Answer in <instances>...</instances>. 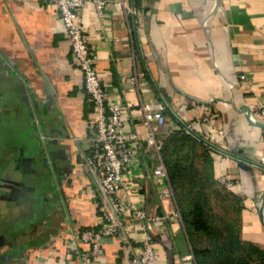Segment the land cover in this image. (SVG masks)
Returning <instances> with one entry per match:
<instances>
[{"label": "crops", "instance_id": "0c3cea01", "mask_svg": "<svg viewBox=\"0 0 264 264\" xmlns=\"http://www.w3.org/2000/svg\"><path fill=\"white\" fill-rule=\"evenodd\" d=\"M83 23L104 83L111 93L125 91L134 129L147 131L142 103L163 105L157 134L167 140L182 123L197 122L189 133L197 145L186 151L233 199L242 240L264 249V128L244 110L264 98V0H141L138 9L134 0H109L104 14L88 3ZM94 117L51 1L0 0V264L130 259L116 240L89 262L81 257L88 246L68 249L74 233L98 227L101 217L78 156ZM160 164L167 170L163 153L144 144L120 196L162 218L159 264H196L168 171L154 174ZM131 239H144L136 223Z\"/></svg>", "mask_w": 264, "mask_h": 264}, {"label": "built area", "instance_id": "2783aa9c", "mask_svg": "<svg viewBox=\"0 0 264 264\" xmlns=\"http://www.w3.org/2000/svg\"><path fill=\"white\" fill-rule=\"evenodd\" d=\"M50 1L70 42L73 62L82 74L85 96L96 114L86 124L89 145L86 149H80L78 156L94 182L101 217L98 227L82 230L70 237L69 252L80 246H88V251L81 255L82 260H99L105 253V245L116 240L131 255L122 264H159L160 255L155 249V224L162 218L149 213L142 204L126 202L120 192L126 187L127 173L140 163L144 144L158 154L161 152L166 136H159L157 132L158 126L165 122L164 107L161 103H142L141 112L147 131L141 134L129 123L131 109L125 91L111 93L101 78L95 65V48L87 37L83 23V10L88 3H94L98 11L104 14L109 0ZM121 6L127 14L136 13L125 1L121 2ZM241 79L249 82L246 75H242ZM129 82L135 83L136 78L129 79ZM249 109L252 121L264 124V98ZM196 124V121L182 123L181 129L194 133ZM154 174L167 177V170L160 164L154 169ZM164 194L169 195V191ZM261 202L264 204V194ZM135 223L144 230V239L139 244H134L131 239Z\"/></svg>", "mask_w": 264, "mask_h": 264}, {"label": "trees", "instance_id": "16d2710c", "mask_svg": "<svg viewBox=\"0 0 264 264\" xmlns=\"http://www.w3.org/2000/svg\"><path fill=\"white\" fill-rule=\"evenodd\" d=\"M140 1L134 0L137 9ZM174 135L165 140L161 152L196 264H264V249L242 240L237 221L223 220L210 210V190L215 183L208 168L197 166L186 151L197 140L184 130ZM196 238H208L209 245L199 244Z\"/></svg>", "mask_w": 264, "mask_h": 264}, {"label": "rangeland", "instance_id": "374dc122", "mask_svg": "<svg viewBox=\"0 0 264 264\" xmlns=\"http://www.w3.org/2000/svg\"><path fill=\"white\" fill-rule=\"evenodd\" d=\"M189 151V150H188ZM217 186L214 184V186L210 190V197H209V208L210 210L215 213V215L221 217V219L229 221L232 220V215L229 212V203L233 201V199L230 197V195L225 194L223 191H218ZM220 220V221H223ZM218 222V221H217ZM222 225V223H219ZM225 232V231H224ZM196 240L199 242V244L209 245L208 238H203L201 241H199L198 238Z\"/></svg>", "mask_w": 264, "mask_h": 264}, {"label": "water", "instance_id": "95a60500", "mask_svg": "<svg viewBox=\"0 0 264 264\" xmlns=\"http://www.w3.org/2000/svg\"><path fill=\"white\" fill-rule=\"evenodd\" d=\"M244 110L247 112L248 117H249V119H250L251 122H253L254 124H256V125H258V126H260V127H262V128H264V124H263V123L252 121V119H251V117H250V109H249V107H246Z\"/></svg>", "mask_w": 264, "mask_h": 264}]
</instances>
